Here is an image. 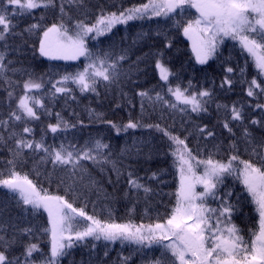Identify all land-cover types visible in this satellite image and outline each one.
I'll return each instance as SVG.
<instances>
[{"label": "snow or ice", "instance_id": "1", "mask_svg": "<svg viewBox=\"0 0 264 264\" xmlns=\"http://www.w3.org/2000/svg\"><path fill=\"white\" fill-rule=\"evenodd\" d=\"M83 6L84 0H0V87L7 93L8 101L6 114L0 115V146L8 151V158L0 159V188L5 189L8 195L7 201L0 202V264H61L62 259L70 255L71 249L87 244L89 239L105 242V257L109 255L107 245L116 242L135 245L136 251L158 246L162 250L160 256L150 264H264V137L257 139L253 135L245 124V105L237 106L236 103L231 107L216 105L217 111L224 114L221 126L229 133L226 160L217 158L223 150L222 142L214 144L212 149L208 148L207 141L215 140L217 134L207 125L195 124L193 130L185 129L187 135L181 138L161 127L160 123H142L149 107L153 111L159 109L162 114L179 111L190 118V113H207L208 105L214 99L211 89L193 91L191 81L188 87L180 84L173 87L170 77L175 73L163 62V51L145 54V57H156L155 68L164 83L162 91H157L154 97L149 91L136 93L141 98V119H129L123 125L103 120L102 114H97L96 119L110 125L117 134L143 127L162 132L167 138L179 183L175 203L166 219L147 225L101 219L85 211L87 202L84 207H76L74 201L66 196L50 194L47 189L38 187L27 174L22 176L17 171L18 167L28 162L29 157L37 166V175H41L40 165L50 164L51 171L46 178L50 183L54 178L58 179L59 184L64 185L65 191L73 194L75 199H86L96 187L85 161L101 171L111 165L118 180L124 174L117 167V161L112 159L111 146L102 139L90 137L83 145L72 142H61L58 146L48 144L45 140L47 133L55 137L77 127L64 120L60 113H56V123H49L47 129H42L39 139L35 138L34 129L29 124L39 121L44 113L51 115V110L42 99L32 94L43 90L45 83L51 84L49 94L53 99L58 94L75 99L70 85H75L80 93L91 92L97 96L101 87L107 90L113 85L119 86L129 75L123 70V63L129 59V50L120 49L117 52L113 44L108 50L93 51L88 41L106 36L117 25H127L130 21L172 20L173 26L182 27L183 35L191 41L196 63L200 65L213 59L226 40L234 41L242 53H247L257 72L251 80L241 81L247 85L246 96L255 101L247 107L253 112H261L260 119L253 117L249 123L264 127V103L259 102V98L264 96V0H145L118 11L101 8L94 22L89 21L87 13L84 19L74 20L72 8ZM187 9H195L197 15L195 19L182 23ZM36 10H41L39 19L35 18ZM49 11L54 14V22L45 26ZM28 17L35 22L17 31L19 21ZM160 34L158 31L157 35ZM30 37L38 39L35 50L41 57L50 61H74L83 57L86 61L83 69L65 73L55 81L51 78L44 81L43 77L37 80L27 73L28 79L22 84L23 93L17 97L15 91L21 85L10 74L19 69L13 66L14 61L8 58V53L20 51V45L15 44V40L27 43ZM164 46L171 47V42ZM143 58L137 57L134 62L136 71ZM224 72L220 87L228 86L227 90H231L236 82L232 78L236 71L229 66ZM244 73L245 69L240 68V75ZM164 87L167 88L166 93L163 92ZM169 96L173 99H168ZM77 123L83 126L82 121ZM233 124L243 126L241 137H236ZM193 132L197 137L195 151L187 143ZM201 139L205 141L203 146ZM241 145L249 159L241 158ZM129 151L122 149L121 155ZM140 151L137 147V153ZM204 152L208 153L206 159L202 158ZM37 156L39 159L35 160ZM228 177L239 181L258 214L257 226L250 229L249 239L233 222L239 197L235 203L231 200L236 193L226 186ZM148 179L157 180L158 173L152 172ZM127 184L126 196L138 197L142 191L148 199L155 194L133 171H127ZM13 201L22 215H10ZM41 210L47 214V226L25 223L29 216L39 217ZM42 235L48 237L46 252L40 243L31 242L34 239L39 241ZM92 249H96L95 243ZM130 260L131 256L120 255L118 264H129Z\"/></svg>", "mask_w": 264, "mask_h": 264}, {"label": "trees", "instance_id": "2", "mask_svg": "<svg viewBox=\"0 0 264 264\" xmlns=\"http://www.w3.org/2000/svg\"><path fill=\"white\" fill-rule=\"evenodd\" d=\"M145 0H84L82 8L73 7L71 16L73 19H84L85 13L88 14L90 22H94L95 16L99 14L101 8L105 11H118L123 8H128L133 5H138ZM195 9H187L182 18V23H186L188 19H195ZM41 10H36L35 18L39 19ZM35 22L31 17L19 21L17 31H21L28 24ZM54 22V14L49 11L45 19V26ZM160 35H157V32ZM142 34V35H138ZM27 36V34H25ZM167 37V40H166ZM171 42V47L165 48V43ZM20 45V51H10L8 58L14 61V67L19 69L18 72L12 75L13 80L20 82L21 87L15 91L18 97L23 93L22 84L25 79H28L27 73H31L34 79L39 80L43 77L44 81L50 78L55 81L65 73H75L82 70L86 63L83 57L77 60H57L50 61L45 57H41L38 48V39L36 37L28 38L25 43L20 39L14 41ZM113 44L116 45V51L120 49H128L129 59L123 63V70L129 73L119 84L113 85L110 89L99 88L100 93L97 96L94 93H80L75 85H70L74 90L72 95L75 99L65 97L58 94L55 99L49 94L51 89L50 83H45V88L40 92H33L42 99V102L51 110V115L46 113L41 115L39 121H31L29 126L34 129L36 139L42 135V129H47L49 123H56V113H60L64 120L77 127L70 129L67 133H61L53 136L50 132L45 136L48 144L58 146L61 142L67 144L69 142L83 145L90 137L102 139L103 142L111 146L113 153L112 159L117 161V167H120L124 174L119 178L112 171L111 165L105 166L104 170L97 166H93L91 162L85 161L88 168V173L92 180L96 181V187L86 199H75L73 194L65 191V186L59 184L58 179H53L49 182L46 178L47 173L51 171V165H40L39 171L41 175H37L36 165L33 158L29 157L28 162L17 168V171L23 176L28 175L38 187L47 189L50 194L64 195L70 201H74L76 207H84L87 202L85 211L92 215L95 214L101 219H113L117 223H127L131 221L134 224H152L162 222L167 218L175 203V192L179 183L176 167L173 164V157L169 151V142L164 137L162 132H157L155 129H129L127 132L121 131L116 133L115 129L110 125L100 123L96 119L97 114H102L103 120H110L118 125L127 123L129 119H141V98L136 95L140 91H149L154 97L157 91H162L161 86L163 81L159 79V73L155 68V59L153 55L145 54L156 53L163 51V62L169 69L175 73L170 77V82L174 87L180 84L182 87H188L189 81L192 82L193 91H198L201 88H208L213 91V102L208 105V112L197 115L190 113V118L179 111H165L163 114L159 109L153 111L150 107L147 113L142 118V123H160L161 127L167 128L174 134H178L183 138L187 135L185 129L193 130L195 124L200 126L207 125L209 129L216 132V139L207 141V146L212 149L214 144H223V150L217 157L219 159H227L228 156V141L229 133L221 126L223 119V111L218 112L216 105H228L231 107L233 103L237 106L245 105L247 119L245 124L249 126V130L259 139L264 137V127L250 125L249 121L255 117L261 118L260 111H251L247 106L249 103H255L252 98L245 94L246 84L241 81L251 80L257 74L252 61L247 57V53H242L239 46L232 40H226L219 48L218 54L208 61L205 65L196 63L195 56L192 52L191 41H189L182 32V27L173 26L172 20L165 21L161 18L153 20H136L130 21L127 25H117L112 32L106 36L99 37L97 40H89L88 46L96 51L97 49L108 50ZM137 57H144L139 65V70L136 71L134 62ZM130 65L133 70L129 71ZM233 67L236 75L232 78L234 85L231 90H227L228 86L223 89L220 87L221 81L225 75L226 67ZM240 68L245 69L243 76L240 75ZM264 79V78H262ZM54 91V90H53ZM163 92H167V88H163ZM7 93L0 87V115L6 114L8 101L6 100ZM173 99L172 97H167ZM260 103H264V96L259 98ZM12 106H15L13 100ZM119 105V107H117ZM41 113L43 109H39ZM163 118L161 119V116ZM78 121L83 122L81 126ZM22 129V125H21ZM233 130L236 137H241L243 126L233 124ZM187 143L194 151L197 146V137L195 132L189 137ZM205 141L200 140L201 146ZM137 147L141 149L137 153ZM122 149H128L129 152L121 155ZM242 159H249V155L244 152L243 145L240 150ZM208 153L204 152L202 158H207ZM7 148L0 146V159H7ZM39 157H35L38 160ZM47 170V171H46ZM127 171H133L136 176L142 178V182L150 186L154 195L145 199L144 193L140 195L126 196L128 191ZM152 172L158 173L157 180H149L148 177ZM111 181V182H110ZM235 182V183H234ZM239 183L233 177L226 179V186L231 188L236 195L231 200L235 203L237 197L239 200L247 198V202L239 203L233 217L237 219L242 216L243 220H249L254 223V228L257 226L258 214L255 211V206L251 203L250 198L244 191L243 186L239 183L238 188H232V185ZM79 191V188L77 189ZM8 200L7 191L0 188V202ZM95 203V208L93 207ZM42 212V210H41ZM10 215L20 216L22 213L14 206V201L11 202ZM232 217V218H233ZM33 225L47 226V214L43 213L36 218L28 217V221ZM248 221V224L251 223ZM253 227V226H252ZM253 229V228H251ZM245 231V228H244ZM247 230L246 232H249ZM33 243H40L42 249L46 252L48 249V237L42 235L39 241L32 240ZM96 244V249H92V244ZM109 255H103L105 250V242L88 240L87 244L77 245L70 250V255L63 258L61 264H118V257L131 256L129 264H150V262L160 256L161 249L154 246L152 249H141L136 251L137 246L124 244L119 242L108 244Z\"/></svg>", "mask_w": 264, "mask_h": 264}, {"label": "rangeland", "instance_id": "3", "mask_svg": "<svg viewBox=\"0 0 264 264\" xmlns=\"http://www.w3.org/2000/svg\"><path fill=\"white\" fill-rule=\"evenodd\" d=\"M213 206H215V205H213ZM238 226V225H237ZM248 235H251V233H246V236H245V238L247 239V236Z\"/></svg>", "mask_w": 264, "mask_h": 264}]
</instances>
